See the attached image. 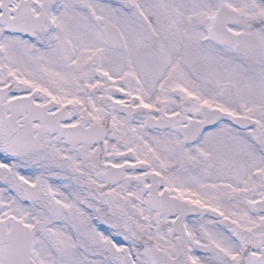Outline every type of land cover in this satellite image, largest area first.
<instances>
[{
  "label": "snow or ice",
  "instance_id": "obj_1",
  "mask_svg": "<svg viewBox=\"0 0 264 264\" xmlns=\"http://www.w3.org/2000/svg\"><path fill=\"white\" fill-rule=\"evenodd\" d=\"M0 264H264V0H0Z\"/></svg>",
  "mask_w": 264,
  "mask_h": 264
}]
</instances>
